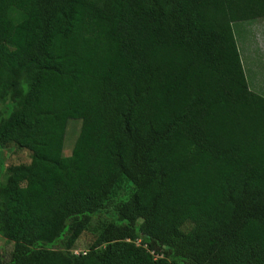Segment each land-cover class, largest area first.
<instances>
[{
  "label": "trees",
  "instance_id": "trees-1",
  "mask_svg": "<svg viewBox=\"0 0 264 264\" xmlns=\"http://www.w3.org/2000/svg\"><path fill=\"white\" fill-rule=\"evenodd\" d=\"M260 17L264 0H0V141L31 152L0 185V264H264V95L232 28Z\"/></svg>",
  "mask_w": 264,
  "mask_h": 264
},
{
  "label": "rangeland",
  "instance_id": "rangeland-1",
  "mask_svg": "<svg viewBox=\"0 0 264 264\" xmlns=\"http://www.w3.org/2000/svg\"><path fill=\"white\" fill-rule=\"evenodd\" d=\"M248 23H251V22L237 21L232 24L233 31L236 37L238 38V40H240L241 35L244 36L247 40H249V35L251 33L249 34V32L247 33V30L245 31V28H247ZM241 29H243V31L239 32ZM254 35H257L256 31ZM257 37L261 38V43H260L261 46L259 44L258 45H259V49L262 50L261 51L262 54L259 51V54L261 55L259 56V59L260 61H262V64L255 65V62H251V63L252 65L255 66L256 74L262 75L264 73V68H263V65H264V43H263L264 33L263 31H260ZM259 38H257V41ZM247 55L248 53H246V56ZM260 66L262 67V69L260 68ZM249 73L251 72H249V70H246L245 68V76L247 77L248 84L250 82L249 76H248ZM19 79H20V83H19L18 89L14 92V95H17V96L23 95L27 89L25 76L23 75ZM255 80L257 82V78ZM9 102L10 101L3 103L0 101V125L5 119V116L10 109L9 107L11 103ZM80 125H81V121L79 119H69L68 120V123L66 126V132H65L64 147H63L64 155L70 154L71 149L74 145V141L78 135ZM30 160H31L30 150L24 147H21L13 142L3 144L0 141V185L5 182L7 176L9 175L10 168L12 166L18 165V164H29ZM129 188L130 187L127 186V182H123L121 183L120 187L117 188L115 192L107 200H105L98 214L89 222L87 228L83 231V233L80 235V237L76 241L74 247L72 248V251L81 252V251L87 250L90 247V245L96 238L97 234L99 233L101 227L110 220V217L114 214L118 205L121 203L122 196L126 194ZM13 244L14 243L12 241H9L0 236V250L3 254L7 255L8 252L13 247Z\"/></svg>",
  "mask_w": 264,
  "mask_h": 264
},
{
  "label": "crops",
  "instance_id": "crops-1",
  "mask_svg": "<svg viewBox=\"0 0 264 264\" xmlns=\"http://www.w3.org/2000/svg\"><path fill=\"white\" fill-rule=\"evenodd\" d=\"M248 22V26L247 28H245V31L247 30V33L249 32V40H247L244 36H240V40H238V38L236 37L235 33V39H236V43H237V47L239 49L240 52V57H241V61L243 60L242 64L243 67L246 68V70H249L248 76H249V88L256 92V93H260L261 95L264 94V73L262 75L260 74H256L255 71V66L252 65L251 62H255V65H259L262 64V61H260L259 56H261L259 54V51L261 52L262 50L259 49V45L261 46V38L257 37L260 33V31H263L264 33V17H260V18H255L252 20H249ZM243 29H241L239 32H242ZM255 31L257 32V35H254ZM257 38L258 41H257ZM264 43V42H263ZM259 44V45H258ZM261 48V47H260ZM246 53H248V55L246 56ZM262 54V52H261ZM245 58V59H244ZM247 59V60H246ZM250 62V64H249ZM244 68V70H245ZM258 68V67H256ZM260 68L262 69V67L260 66ZM264 68V65H263ZM257 78V82L256 79ZM247 80V77H246ZM248 83V82H247Z\"/></svg>",
  "mask_w": 264,
  "mask_h": 264
}]
</instances>
